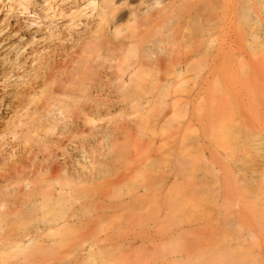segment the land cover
I'll list each match as a JSON object with an SVG mask.
<instances>
[{"label":"rangeland","instance_id":"1","mask_svg":"<svg viewBox=\"0 0 264 264\" xmlns=\"http://www.w3.org/2000/svg\"><path fill=\"white\" fill-rule=\"evenodd\" d=\"M171 2L114 0L117 10L110 15V21L119 25V30L105 39L103 59L97 58L99 53L84 77L93 84L106 68L110 89L124 83L119 92L105 94L100 112L90 119L93 128L107 121L127 128V158L120 166H102L99 171L103 177L97 185L76 182L71 195L74 202L66 201L51 214L40 209L21 212L18 205L0 207V264H58L70 260L73 252L78 256L80 247L91 243L97 248L92 259L83 264H264V46L262 49L263 44H259L264 41V25L261 31L247 36L253 46L250 51L248 42H242V32L253 23L249 16L255 12V0H244L241 4L245 9L239 12L230 33L232 48L223 46L215 68L212 57L223 38L215 29L211 33L210 27L211 35L201 38L205 41L201 51L194 44L186 45L179 37L184 21L173 18L172 12L167 13L162 27L145 32L143 43L116 48L118 41L126 44L133 39L142 22ZM151 38L163 42L156 47L162 54L143 52L144 39ZM194 53L197 56L188 65L183 64L185 77L170 80L168 76L178 60ZM141 64L151 65V70L138 71L135 66ZM135 70L138 73L133 76ZM123 73L125 78L118 80ZM152 95L150 106L141 112L132 110L137 101ZM88 99L100 103L94 90ZM174 102H178L177 106H171ZM166 104L172 110H163ZM83 105V98L77 99L74 112L81 113ZM34 147L41 151L38 161L42 165L36 161L40 170L33 179L46 176L43 168L47 159L44 143L34 142ZM150 152L157 187L166 182L171 186L167 189L168 205L157 199L150 216L129 208L128 201L122 203L126 208L113 210L120 197L146 181L144 173L130 175V157H147ZM10 156L0 159V175L14 164ZM15 182L9 180L8 184ZM3 184L0 181V202L13 203L19 194L8 192ZM104 195L106 199L102 200ZM77 215L81 225L61 230L57 226L43 228L42 239L29 247L20 241L18 235L36 220L72 221ZM146 225L155 227L157 236H139ZM195 227L202 233L190 231ZM180 230L187 235H178ZM125 234L131 238H122ZM113 235L118 237L103 242L105 236ZM76 264L81 263L78 260Z\"/></svg>","mask_w":264,"mask_h":264},{"label":"bare ground","instance_id":"2","mask_svg":"<svg viewBox=\"0 0 264 264\" xmlns=\"http://www.w3.org/2000/svg\"><path fill=\"white\" fill-rule=\"evenodd\" d=\"M243 1L172 0L164 10L142 22L138 34L133 39L126 44L124 41H118L116 48L138 45L145 32L162 27L167 13L172 12L175 14L173 18L184 21L180 26L179 37L186 45L194 44V47L201 51L205 45L201 38L210 36L214 29L223 38L222 46L212 57L211 62L215 68L220 63L223 46L229 45V48H232L230 33L235 27L239 12L242 8L245 9L241 4ZM254 8L253 16H249L253 23L248 24L242 32V42L247 41L248 44L247 36L261 31V24L264 25V0H255ZM115 10L117 6L114 0H0V159L10 155V158L14 159V164L7 173L0 175V181L5 183V190L19 194V198H15L13 203L0 202V207L18 205L21 212L40 209L51 214L58 207L65 205L66 201L71 204L74 202L71 195L76 182L97 185L103 177L99 171L102 166H120L127 158L124 151V143L130 135L127 128H122L113 121L103 122L93 128L90 119L92 114L100 112L105 94L119 92L122 82L110 89L107 86L106 68L97 75L93 84L88 77H84L90 62L95 60L99 53L97 58L103 59L105 39L119 30V25L110 21V15ZM261 34L264 37V30ZM196 39L198 40L194 41ZM262 42L259 44H263V49L264 41ZM94 43L96 47L93 46ZM162 43L153 38L144 39L143 52L160 55L163 51L156 47ZM251 45L249 50L253 47ZM208 51L207 53H210ZM261 53V60L264 62V52ZM195 56V53L185 55L178 60V65L174 66L176 68L168 78L183 79L186 73L183 64L188 65V61ZM165 63L166 61H161V64ZM150 66L141 64L135 68L138 71L151 70ZM137 70L133 76L138 73ZM124 78L125 73L117 79L122 81ZM92 90L97 93L100 103L89 102L88 96ZM81 97L84 102L83 110L76 114L74 102ZM152 99L153 95L151 98L137 101L132 110L141 112L153 103ZM177 103L174 102L171 106H177ZM171 106L163 105V110ZM261 106L264 107V103H261ZM123 107L127 108L125 105ZM184 127L185 124L181 126L179 134ZM34 142L44 143L47 147V159L44 161L46 167L43 168L46 176L40 175L35 179L32 177L40 170L36 161L40 158L41 151L35 149ZM29 143L31 144L28 147ZM130 159L132 163L127 164L130 175L144 173L146 181L127 196L120 197L112 209L126 208L122 203L128 201L129 208L144 211L150 216L157 199H160L164 206L168 205L167 189H171V186L166 182L157 187L151 152L147 157L133 154ZM14 179V185L8 184L9 180ZM69 197L70 200H67ZM100 198L105 200L106 196ZM149 221L152 222V219ZM82 223L79 215L72 221H65L64 218H56V221L36 220L18 236L20 241L29 247L42 239L43 228L57 226L58 230H61L60 228L68 229ZM146 227L139 236L151 238L156 235L155 227ZM200 228H190V231L199 234ZM87 229L90 230L89 227ZM182 232L184 233V230L177 234ZM183 233L180 235H187L186 231ZM115 237L118 236H105L103 242L107 243ZM122 238L129 240L131 236L125 234ZM83 242L89 243L91 240ZM94 244L82 245L80 253L76 251L78 256L75 257L76 254L71 252L73 257L70 256V260H63L58 264H76L78 260L81 264L87 262L92 259V254L97 248ZM98 251L102 252V249ZM100 262L103 263L99 261V264Z\"/></svg>","mask_w":264,"mask_h":264}]
</instances>
